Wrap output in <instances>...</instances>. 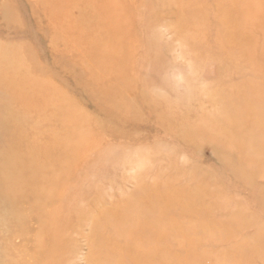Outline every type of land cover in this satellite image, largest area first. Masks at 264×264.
<instances>
[{
  "label": "rangeland",
  "instance_id": "rangeland-1",
  "mask_svg": "<svg viewBox=\"0 0 264 264\" xmlns=\"http://www.w3.org/2000/svg\"><path fill=\"white\" fill-rule=\"evenodd\" d=\"M0 264H264V0H0Z\"/></svg>",
  "mask_w": 264,
  "mask_h": 264
},
{
  "label": "bare ground",
  "instance_id": "bare-ground-1",
  "mask_svg": "<svg viewBox=\"0 0 264 264\" xmlns=\"http://www.w3.org/2000/svg\"><path fill=\"white\" fill-rule=\"evenodd\" d=\"M131 50V49H130ZM10 168V167H9Z\"/></svg>",
  "mask_w": 264,
  "mask_h": 264
}]
</instances>
